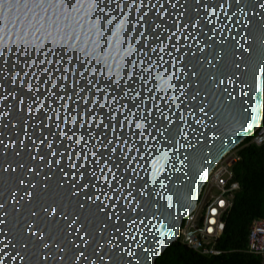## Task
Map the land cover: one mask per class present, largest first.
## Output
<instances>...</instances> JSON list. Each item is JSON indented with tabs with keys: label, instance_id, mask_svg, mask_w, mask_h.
<instances>
[{
	"label": "water",
	"instance_id": "1",
	"mask_svg": "<svg viewBox=\"0 0 264 264\" xmlns=\"http://www.w3.org/2000/svg\"><path fill=\"white\" fill-rule=\"evenodd\" d=\"M254 13L259 0H0V264H156L262 122L249 67L264 61L226 62Z\"/></svg>",
	"mask_w": 264,
	"mask_h": 264
},
{
	"label": "trees",
	"instance_id": "2",
	"mask_svg": "<svg viewBox=\"0 0 264 264\" xmlns=\"http://www.w3.org/2000/svg\"><path fill=\"white\" fill-rule=\"evenodd\" d=\"M246 138L239 146L240 160L233 167L240 190L225 216L224 233L217 256L200 255L179 239L169 245L156 259V264H260L259 256L246 252L251 223L264 218V146L248 144Z\"/></svg>",
	"mask_w": 264,
	"mask_h": 264
},
{
	"label": "built area",
	"instance_id": "3",
	"mask_svg": "<svg viewBox=\"0 0 264 264\" xmlns=\"http://www.w3.org/2000/svg\"><path fill=\"white\" fill-rule=\"evenodd\" d=\"M248 138V144L264 146V108L262 122ZM239 160L237 148L222 157L209 174L196 207L182 219L177 240L200 255L217 256L224 253L218 247V241L224 233L225 216L240 190L233 170ZM213 209L216 210L214 215ZM213 220L215 223H211ZM245 250L259 256L260 264H264V218L252 221Z\"/></svg>",
	"mask_w": 264,
	"mask_h": 264
},
{
	"label": "snow or ice",
	"instance_id": "4",
	"mask_svg": "<svg viewBox=\"0 0 264 264\" xmlns=\"http://www.w3.org/2000/svg\"><path fill=\"white\" fill-rule=\"evenodd\" d=\"M259 5L260 15L257 16L256 13H254V18L250 20L252 28L251 33L245 32L244 38L241 40L240 44L234 48L226 60V62L231 64L233 68L242 66L250 56L256 54H258L261 60L264 61V0H259ZM253 6H255V3ZM97 55L98 58L101 59V62H104L106 57L100 56L99 54ZM258 72H264V63L259 67L255 65L249 67L250 83L252 84L253 91H256L255 82L258 79ZM157 79L159 80L161 94L170 91V81L165 80L162 77H157ZM260 79L264 81V77H261ZM221 205H223V201H221ZM215 211V209L212 210L213 215L215 214ZM211 223H215V221L213 220ZM209 231H211V229H209Z\"/></svg>",
	"mask_w": 264,
	"mask_h": 264
}]
</instances>
